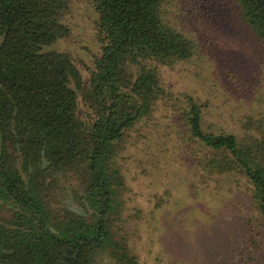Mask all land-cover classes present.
Wrapping results in <instances>:
<instances>
[{"label": "trees", "instance_id": "trees-1", "mask_svg": "<svg viewBox=\"0 0 264 264\" xmlns=\"http://www.w3.org/2000/svg\"><path fill=\"white\" fill-rule=\"evenodd\" d=\"M177 1L0 0V264H141L121 226L136 130L146 159L150 137L165 138L159 154L186 150L203 180L243 182L264 223V116L220 114L166 82L195 55ZM76 2L93 25L91 65L52 49L71 38ZM234 4L264 48V0Z\"/></svg>", "mask_w": 264, "mask_h": 264}, {"label": "rangeland", "instance_id": "rangeland-1", "mask_svg": "<svg viewBox=\"0 0 264 264\" xmlns=\"http://www.w3.org/2000/svg\"><path fill=\"white\" fill-rule=\"evenodd\" d=\"M169 10L192 38L195 55L165 72L168 86L209 98L220 114L264 116V48L240 24L234 0H178ZM73 13L71 38L52 49L71 50L91 65L88 10L76 2ZM131 136L134 144L122 150L120 163L126 183L121 226L141 264H264V223L243 182L207 174L203 180L186 150L159 154L156 146L165 138L156 144L157 137H150L154 157L150 150L146 159L135 144L144 134L136 130Z\"/></svg>", "mask_w": 264, "mask_h": 264}]
</instances>
